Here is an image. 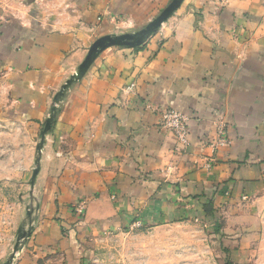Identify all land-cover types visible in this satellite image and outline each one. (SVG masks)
<instances>
[{"label": "crops", "instance_id": "obj_1", "mask_svg": "<svg viewBox=\"0 0 264 264\" xmlns=\"http://www.w3.org/2000/svg\"><path fill=\"white\" fill-rule=\"evenodd\" d=\"M169 2L36 0L29 7H38V14L5 20L0 27L1 149L10 150L16 140L11 135H26L27 119L37 129L49 92L83 60L99 20H118V35L134 33ZM137 47L105 50L70 88L53 134L71 140V146L64 148L61 142L65 158L53 153L56 145L43 149L54 163V174L66 154L76 164L84 160L91 169L102 170L88 174L86 191L99 192L101 199L113 186L118 210L102 212L94 202L88 208L91 215H121L126 208L127 213L161 220L191 208L197 214L193 198L201 202L212 196L227 199L233 215L252 218L245 225L249 231L264 230V0H183ZM168 107L190 117L191 139L185 149L156 127L158 112ZM13 118L23 122L11 130ZM218 118L225 121L230 144L217 148L214 157L197 136L215 138ZM26 140L23 152L30 151ZM206 154L214 157L209 171L204 169ZM54 174L47 179L56 181ZM6 177L1 172L0 180ZM72 179L66 182L74 183ZM10 200L0 188V232L11 224ZM53 209L39 208L44 220L37 223L19 264H37L50 252L68 256L73 251L66 243L75 230L107 225L79 222L69 226L72 236L59 242V223L49 219ZM19 215L17 228L28 221L26 212ZM249 248H233L237 264L250 263Z\"/></svg>", "mask_w": 264, "mask_h": 264}, {"label": "rangeland", "instance_id": "obj_2", "mask_svg": "<svg viewBox=\"0 0 264 264\" xmlns=\"http://www.w3.org/2000/svg\"><path fill=\"white\" fill-rule=\"evenodd\" d=\"M35 1L0 0V27L9 18L19 20L22 19V15L34 16V12L38 7L29 6L34 4ZM46 9L48 12L52 10L50 8ZM35 13L38 14L39 12ZM93 32L89 47L99 37L105 35L118 36V20L110 22L99 20ZM118 47L129 46H110L100 50L80 77L74 80L64 91V94L55 101L54 97L60 91L61 86L77 72L87 54L86 52L83 60L77 64L74 70L70 74L68 73L63 78L64 80L60 81L49 92L42 121L37 129L34 130L29 124L31 120L27 119L26 135L20 137L11 135L10 137L16 140L15 142L12 140L10 150L3 151L0 147V174L2 172L7 176V180H0V188L10 195V203L13 205L9 230L0 232V264H19L22 261L26 244L30 239L34 240L35 236L33 234L38 229L37 223L44 220V217L41 216L42 219L40 220V216H38L39 208H54L49 219L59 223V242H64V238H68L70 234L72 236L73 231L68 232L70 230L69 226L79 222H82V224L103 223L107 225L102 229L98 230L97 228L93 231L91 229L87 231L75 230L74 239L76 242L72 237L66 243L67 249H71L73 253L66 256L64 252L60 254L50 252L47 257H39L37 264H237L236 259L232 257L233 248L242 249L247 246L250 247L249 264H264V230L249 231L246 229L248 226L245 225L254 221L252 218L245 219L246 216L244 215H233V210L230 208L231 204L227 199H217L210 196L200 202L198 198H193L194 202H198L197 214H194V210L192 211L191 208L186 214L166 215L165 217L162 216L161 220H148L145 214L141 215L138 212L127 213L126 208H123L121 215L106 213L102 216H95L88 213L89 204L94 202H96V208L102 212L107 207L117 208L118 210V193L110 190L113 186H109L110 188L108 187L106 190L108 196L101 199L98 198L99 192L88 191L92 193L89 194L86 191V188L90 186L88 174L93 172L99 174L102 170L91 169L84 160L76 164L66 154L67 159L62 161L63 166L60 165V168H57V173L54 174V163L46 157V151L44 150V152L43 149H45L46 144L56 145V147H53V149L55 148L53 153L61 156L64 153L61 142L64 148L68 147L69 149L71 146V140L65 139L61 135L57 136L56 133L53 134V128L57 122L65 96L74 84L81 81L105 50ZM53 106H55V114L52 126L48 132L42 135L45 121L51 114ZM171 111L184 116L183 121H176V127L167 126L166 119H163L164 113ZM158 116L156 127L163 132L171 133L178 146L185 149L191 139L189 133L190 117L172 107L159 111ZM21 121L23 122L22 119ZM21 121L13 118L9 124L11 130ZM176 128H184V132L179 134ZM226 129L227 126L223 118H218L215 127V138L209 134H201L197 136L199 145L212 151L215 157L214 153L217 148L230 144ZM24 140H26V148H30L29 152L20 150L25 146ZM40 143L41 147L38 149ZM212 154L205 155L208 158L204 166L205 170L209 171L211 169V159L214 158ZM41 164L43 165V173L39 172ZM35 167H38L39 170L31 184L32 171ZM72 169L74 172H71ZM63 172L64 176L62 175ZM70 173L73 174L70 175ZM52 174H54V178L57 175L56 181L47 179V176H52ZM71 177L74 178L72 179L74 183L69 184V180L68 182L66 180ZM60 178L63 179L61 180V184H63L61 188L58 186ZM107 180L109 181V179H106L104 183ZM66 187L67 190H65ZM70 191L72 196H70ZM199 208L200 212L198 213ZM242 209L243 206L240 211ZM23 212H26L28 221L23 222L20 226L18 225L17 228L19 214ZM260 218L264 222V217L261 216ZM2 221L4 222L3 217L0 218L1 224ZM84 233L86 235H83ZM14 248L16 249L14 250Z\"/></svg>", "mask_w": 264, "mask_h": 264}, {"label": "water", "instance_id": "obj_3", "mask_svg": "<svg viewBox=\"0 0 264 264\" xmlns=\"http://www.w3.org/2000/svg\"><path fill=\"white\" fill-rule=\"evenodd\" d=\"M182 1L183 0H170L167 6L152 21H150L146 26H144L137 32L125 33L118 36L105 35L95 40L93 44L89 47L88 52L83 62L81 63L80 67L78 68L77 72H75V74L70 76V78L65 81V83L61 86L60 91L54 97V100L57 101L64 94V91L72 84V82L80 77L82 72L88 67L91 60L96 56V54L100 50L110 46L133 47L143 44L145 39H147L149 36L153 35L157 31L159 26L180 6ZM54 114H55V106L52 107L51 114L48 116V118L45 121L42 135H44V133L50 130L53 123ZM41 143L37 147L38 149L41 147ZM38 170H39L38 167H35L33 169L32 177L30 181L31 184L34 181L38 173ZM15 249L16 248H14V250Z\"/></svg>", "mask_w": 264, "mask_h": 264}, {"label": "built area", "instance_id": "obj_4", "mask_svg": "<svg viewBox=\"0 0 264 264\" xmlns=\"http://www.w3.org/2000/svg\"><path fill=\"white\" fill-rule=\"evenodd\" d=\"M184 116L178 112L171 111L164 113L163 119H166L167 126L176 127L177 120L183 121ZM176 122V123H175ZM177 133L182 134L184 132V128H176Z\"/></svg>", "mask_w": 264, "mask_h": 264}]
</instances>
